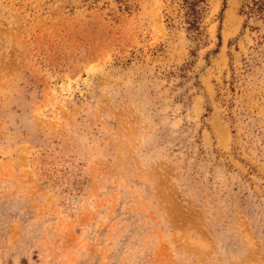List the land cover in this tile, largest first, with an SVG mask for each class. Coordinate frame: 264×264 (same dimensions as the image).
I'll list each match as a JSON object with an SVG mask.
<instances>
[{
  "label": "rangeland",
  "instance_id": "1",
  "mask_svg": "<svg viewBox=\"0 0 264 264\" xmlns=\"http://www.w3.org/2000/svg\"><path fill=\"white\" fill-rule=\"evenodd\" d=\"M188 1L0 0V264H264V12Z\"/></svg>",
  "mask_w": 264,
  "mask_h": 264
},
{
  "label": "trees",
  "instance_id": "2",
  "mask_svg": "<svg viewBox=\"0 0 264 264\" xmlns=\"http://www.w3.org/2000/svg\"><path fill=\"white\" fill-rule=\"evenodd\" d=\"M203 0H189L187 2V13H188V24L190 25V29L194 31H198L199 22L201 18L200 10L198 6ZM248 14L249 15H257L264 12V0H250L247 4Z\"/></svg>",
  "mask_w": 264,
  "mask_h": 264
}]
</instances>
